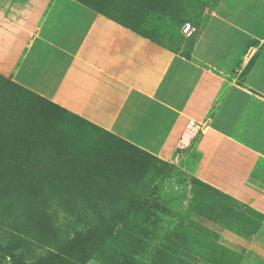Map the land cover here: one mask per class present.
<instances>
[{"label":"rangeland","instance_id":"rangeland-1","mask_svg":"<svg viewBox=\"0 0 264 264\" xmlns=\"http://www.w3.org/2000/svg\"><path fill=\"white\" fill-rule=\"evenodd\" d=\"M77 1L188 54L217 0ZM198 139L162 161L0 74V264H262L264 216L186 168Z\"/></svg>","mask_w":264,"mask_h":264},{"label":"crops","instance_id":"crops-1","mask_svg":"<svg viewBox=\"0 0 264 264\" xmlns=\"http://www.w3.org/2000/svg\"><path fill=\"white\" fill-rule=\"evenodd\" d=\"M0 74L166 162L199 134L188 171L264 216V0H220L190 58L77 0H0Z\"/></svg>","mask_w":264,"mask_h":264},{"label":"trees","instance_id":"trees-1","mask_svg":"<svg viewBox=\"0 0 264 264\" xmlns=\"http://www.w3.org/2000/svg\"><path fill=\"white\" fill-rule=\"evenodd\" d=\"M220 0H217L216 1V3H215V5H214V7H213V9L216 7V5L218 4V2H219ZM101 12V11H100ZM102 13V12H101ZM106 15V14H105ZM108 16V15H107ZM110 17V16H109ZM110 18H112V19H114V20H116L117 22H119V23H121V24H123L124 26H126V27H128V28H131L133 31H135V32H137V33H139V34H141L142 36H144V37H146V38H149V39H151V40H153L148 34H146V33H144V32H141V31H139L135 26H133V25H131V24H129V23H127V22H125L124 20H120V19H118V18H113V17H110ZM198 39V38H197ZM197 39H195V41H194V43H193V46H192V48H191V50L189 51V53L188 54H183L184 56H186V57H191V52H192V49H193V47H194V45H195V43H196V41H197ZM171 50V49H170ZM172 51H174V50H172ZM175 52H177V51H175ZM177 53H179V52H177ZM256 58L255 57H253L252 58V60H251V62H250V64H249V67L251 66V64L254 62V60H255ZM247 70H248V68H247ZM247 70H245V71H247ZM59 106V105H58ZM60 107V106H59ZM60 108H62V107H60ZM62 109H64V108H62ZM65 110V109H64ZM67 111V110H66ZM69 112V111H68ZM77 116V115H76ZM79 117V116H78ZM80 118V117H79ZM82 119V118H81ZM82 120H84V119H82ZM84 121H86V120H84ZM86 122H88V121H86ZM89 123V122H88ZM89 124H91V123H89ZM93 125V124H92ZM95 126V125H94ZM126 142V141H125ZM130 144V143H129ZM136 147V146H135ZM138 148V147H137ZM138 149H140V148H138ZM141 150V149H140ZM143 151V150H142ZM144 152H146V151H144ZM147 154H149L150 156H152V157H155L154 155H152V154H150V153H148V152H146ZM155 158H157V157H155ZM157 159H159V158H157ZM159 160H161V159H159ZM163 161V160H162ZM261 214V213H260ZM262 215V214H261Z\"/></svg>","mask_w":264,"mask_h":264}]
</instances>
